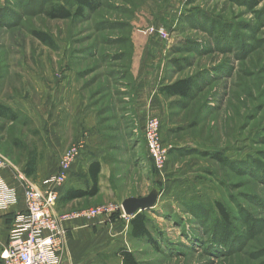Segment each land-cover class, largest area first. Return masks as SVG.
Masks as SVG:
<instances>
[{"label":"rangeland","instance_id":"374dc122","mask_svg":"<svg viewBox=\"0 0 264 264\" xmlns=\"http://www.w3.org/2000/svg\"><path fill=\"white\" fill-rule=\"evenodd\" d=\"M49 1L0 0V103L15 115L0 116V153L43 147L67 78L131 187L158 191L146 210L153 242L123 244L139 264H264V0H95L68 20L47 18ZM187 77L188 97L160 91ZM150 114L168 147L161 171L143 140Z\"/></svg>","mask_w":264,"mask_h":264},{"label":"crops","instance_id":"0c3cea01","mask_svg":"<svg viewBox=\"0 0 264 264\" xmlns=\"http://www.w3.org/2000/svg\"><path fill=\"white\" fill-rule=\"evenodd\" d=\"M66 83L67 78L61 82L53 99L58 103L57 114L54 115V112L53 118L41 126L43 147L37 151L36 148L32 149L36 156L33 172L30 175L24 172L29 150L21 159L5 154L8 164L1 170V176L15 189L17 198L15 203L0 209V252L7 244L15 215L25 209L17 174L24 173L43 187L44 179L57 172L62 152L75 140L84 139L85 150L75 159L67 173L60 197L53 208L54 214L79 211L107 202L120 203L126 197H140L148 193L138 190L136 186L131 187L132 182L129 183V179L124 176L125 171L119 168L122 163L118 159L119 151L102 143L106 135L100 131L96 109L89 103L82 89L69 91V87H63ZM92 162L100 163L97 193L94 196L65 200L63 195L67 190L84 189L91 185L89 165ZM59 228L63 235L61 246L54 253L56 264H123L115 253L130 237L128 221L125 219L117 215L111 218L75 217L61 222Z\"/></svg>","mask_w":264,"mask_h":264},{"label":"built area","instance_id":"2783aa9c","mask_svg":"<svg viewBox=\"0 0 264 264\" xmlns=\"http://www.w3.org/2000/svg\"><path fill=\"white\" fill-rule=\"evenodd\" d=\"M160 119L147 115L144 121L143 140L153 167L161 171L168 158V147L163 143ZM85 150L84 139H78L61 154L58 170L46 177L43 187L38 186L24 173H18L23 191L25 209L15 215L14 224L8 233V242L0 252L1 264H56L54 253L61 246L63 231L60 223L75 217L95 218L105 216L129 219L121 203L107 202L94 207L56 215L53 208L60 197V190L67 179V173ZM8 160L0 153V209L16 201V191L1 176V170Z\"/></svg>","mask_w":264,"mask_h":264},{"label":"trees","instance_id":"16d2710c","mask_svg":"<svg viewBox=\"0 0 264 264\" xmlns=\"http://www.w3.org/2000/svg\"><path fill=\"white\" fill-rule=\"evenodd\" d=\"M49 4L50 5L43 10L44 15L49 19L68 20L81 18L82 16H84L86 11H92L97 7V3L95 0H53L52 3L50 2ZM31 34L42 43L50 47H55V42L49 33L40 30H31ZM193 82L194 81L192 77L177 79L171 83L162 85L160 87V91L168 96H179L181 98H186L190 95ZM0 116L10 119L15 118L14 111L10 107L2 103H0ZM14 142L15 143L13 144V146H22V143H20V141ZM35 164L36 156L33 150H29L24 169L26 175H30L33 172ZM99 170L100 163L92 162L89 165V174L92 182L91 185L84 189H69L65 192L63 198H65V200H70L73 198L94 196L98 191L97 175L99 173ZM215 206L220 218L224 222H226L228 220V213L224 205L220 202H216ZM113 216H116V214ZM148 222L149 218L146 214V210H142L136 213L128 221L129 236L133 239H146L147 241L152 243V235L147 226ZM115 254H117L121 258L123 264H139V261L134 256V253L131 250L127 249L125 246L119 247Z\"/></svg>","mask_w":264,"mask_h":264},{"label":"water","instance_id":"95a60500","mask_svg":"<svg viewBox=\"0 0 264 264\" xmlns=\"http://www.w3.org/2000/svg\"><path fill=\"white\" fill-rule=\"evenodd\" d=\"M158 199V191L152 188L146 195L129 196L121 201V206L127 215H135L142 210L152 209Z\"/></svg>","mask_w":264,"mask_h":264}]
</instances>
